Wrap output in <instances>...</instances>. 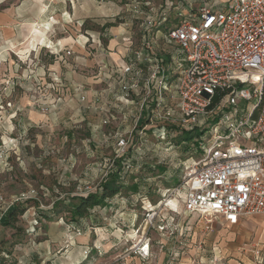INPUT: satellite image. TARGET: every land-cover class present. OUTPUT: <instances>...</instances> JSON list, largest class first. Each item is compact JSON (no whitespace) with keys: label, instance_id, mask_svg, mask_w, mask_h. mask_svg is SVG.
<instances>
[{"label":"rangeland","instance_id":"obj_1","mask_svg":"<svg viewBox=\"0 0 264 264\" xmlns=\"http://www.w3.org/2000/svg\"><path fill=\"white\" fill-rule=\"evenodd\" d=\"M146 1L155 9L164 0L73 3L87 12V16L78 13L77 19L84 20L83 26L94 31L93 36L99 34L101 43L115 36L124 42L130 36L132 45L137 46L143 17L134 12V5L146 11ZM222 6L218 0L215 8ZM26 9L31 12L32 4L27 3ZM25 19L21 26L35 18ZM64 20L57 23L58 28L48 27L46 36L41 33L35 51L27 47V41L18 40L11 59L3 57L0 63V240L13 243L4 244L9 251L2 252L5 264H65L64 259L75 248L81 252L76 251L79 260L83 258L78 264H247L251 255L245 251L254 241L264 240V217L248 216L236 226L215 221L212 228H205L196 215L183 211V192L173 189L198 156L193 153L198 144L193 139H179L181 133L171 135L167 143H156L149 136L146 145H138L134 137L127 152L133 168L119 178L124 184L120 192L77 221L67 220L66 212L53 213L54 201L68 202L71 196L83 194L87 186L91 191L100 188L99 162L113 153L111 135L117 125L124 128L130 123L122 122L121 114L114 112L117 119L103 130L109 143L102 144L97 130L90 131L87 123H98L99 116L84 109L78 100L69 103L60 98L70 86L67 79L53 80L49 70L62 52L54 37L72 33ZM173 21L171 14L160 28ZM111 26L115 27L114 35L108 33ZM27 28L24 25L26 32ZM161 40L159 37L158 42ZM61 67L64 76L67 67ZM84 67L87 71L77 70L79 77L90 76V71L97 69L92 60ZM50 84L58 89L53 90ZM254 101L241 100L238 108L245 111ZM42 105L49 106L48 110L41 111ZM29 111L42 117L32 118ZM131 184L136 185L135 191L128 189ZM13 204L25 208L16 223L22 231L16 235L14 229L1 224ZM152 209L158 214L150 224L145 218ZM145 232L151 238L150 256L140 259L134 246ZM84 235L86 242L77 247L80 244L75 237Z\"/></svg>","mask_w":264,"mask_h":264},{"label":"built area","instance_id":"obj_2","mask_svg":"<svg viewBox=\"0 0 264 264\" xmlns=\"http://www.w3.org/2000/svg\"><path fill=\"white\" fill-rule=\"evenodd\" d=\"M194 1L168 0L155 9L146 1V11L134 5L143 17L139 44L130 41L121 65L99 68L100 92L89 95L82 85L74 91L99 116L92 125L97 134L117 119L114 112L130 122L111 135L115 146L99 162L101 181L117 169L119 178L132 171L127 152L134 137L146 145L149 136L167 143L173 134L192 132L198 156L190 157L173 191L183 192V211L205 228L215 221L236 226L248 216L264 217V0H219L222 8H215L218 0ZM171 14L175 21L160 28ZM253 99L247 110L238 108ZM157 214L149 210L145 220L152 224ZM150 245L145 232L134 253L147 259ZM245 253L247 264H264V240Z\"/></svg>","mask_w":264,"mask_h":264},{"label":"crops","instance_id":"obj_3","mask_svg":"<svg viewBox=\"0 0 264 264\" xmlns=\"http://www.w3.org/2000/svg\"><path fill=\"white\" fill-rule=\"evenodd\" d=\"M13 1L15 0H0V63L3 57L4 59L7 57L11 59L10 54H14L16 51L14 50L16 47L14 43L18 42V40L27 41V47H31L32 51H35L33 47L39 45L36 40L40 37L41 33H44L46 36L48 27L52 25V29L58 28L57 23L66 19L64 21H67L68 24H65V26L70 28L72 33L68 32L67 35H56L54 37L57 41L56 44L62 52L60 53L59 59H54V65L50 64L49 70L51 71L50 73L57 76L58 79H67V84L70 87H65V91L63 92L64 95L63 93L62 95H59L60 98H64L65 102L69 101L70 103L74 101L73 99L77 100L74 85H82L83 89L87 91L89 95L94 92H100L103 89L104 84L100 81L99 68L105 70V65L110 68L115 64L121 65L124 62V55L126 54V48L130 43V40H125L123 42L122 39H118L115 36L113 38H108L107 42L101 43L99 34L93 36V33L95 32L86 29L83 26L84 20L77 19L78 13L81 16H83V13H85L84 16L88 15L87 12H83L77 7V4L73 3L79 0H17L15 5H11V2ZM165 1L168 0H164L163 3ZM27 3L32 4L31 12L26 9ZM27 17H33L35 19L27 21L21 26L20 21L26 20L25 18ZM24 25L28 26L27 32L24 30ZM108 31L110 35H114V32H116L115 27L113 26H111ZM66 49L71 50L70 55L65 54ZM91 60L94 65H96L97 69L95 71H90L92 72L90 76L83 75L79 77L76 73L77 70L80 69L87 71V67H84V65H87ZM64 65L67 67V71L64 72L63 76L61 66ZM51 82H53L52 78ZM54 85L55 88H53V90H57L58 87H56V84ZM55 96L57 97V95ZM52 103L54 102L52 101ZM56 105H60L59 102L58 104L56 103L55 106ZM29 113L33 116L30 117L35 119L42 117L41 114L32 111H29ZM43 115L45 116L47 114L43 113ZM97 119L96 121H98ZM93 121L95 122V120ZM93 121L87 122L90 131H92ZM102 130H104V128H102ZM102 130L96 135L97 139L98 141H101L102 144H108L109 138L102 136ZM65 178L68 177L65 175ZM72 223L75 224L76 222ZM75 240L80 244L76 246L82 247L83 243L86 242V236L75 237ZM75 240L71 243H75ZM73 251H70L64 259L65 264H78L81 259H83L81 257L79 260V254L77 255L76 251L78 250H76V248ZM74 253H76L75 256ZM78 253L81 252L78 251Z\"/></svg>","mask_w":264,"mask_h":264},{"label":"trees","instance_id":"obj_4","mask_svg":"<svg viewBox=\"0 0 264 264\" xmlns=\"http://www.w3.org/2000/svg\"><path fill=\"white\" fill-rule=\"evenodd\" d=\"M199 135L200 133H195ZM194 134L192 132H183L180 134L181 140L192 141ZM120 168V166H118ZM124 186L122 182L119 181V170L108 174V176L99 183V189L96 191H89L84 194L73 195L69 198L68 202L58 199L53 202V213L58 215L61 212H66V219L69 221H77L88 215L89 211L97 206H103L106 199L113 197L116 193L120 192L121 188ZM128 189L136 190V185L131 184ZM25 208L20 204H13L4 213L1 224L5 227L14 229V235L20 233L22 230H18L16 225L19 216L23 214ZM8 243L9 246H13L12 242L8 240H0V264L6 263V258L2 255L3 251L9 254L8 250H5L4 244Z\"/></svg>","mask_w":264,"mask_h":264},{"label":"bare ground","instance_id":"obj_5","mask_svg":"<svg viewBox=\"0 0 264 264\" xmlns=\"http://www.w3.org/2000/svg\"><path fill=\"white\" fill-rule=\"evenodd\" d=\"M263 227H264V225H263Z\"/></svg>","mask_w":264,"mask_h":264}]
</instances>
